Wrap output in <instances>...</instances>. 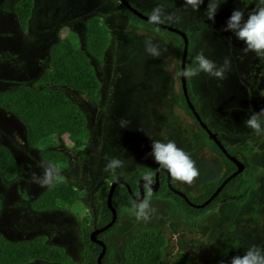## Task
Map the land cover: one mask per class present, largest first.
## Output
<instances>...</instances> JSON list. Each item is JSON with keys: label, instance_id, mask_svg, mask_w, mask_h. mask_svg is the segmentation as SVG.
<instances>
[{"label": "rangeland", "instance_id": "1", "mask_svg": "<svg viewBox=\"0 0 264 264\" xmlns=\"http://www.w3.org/2000/svg\"><path fill=\"white\" fill-rule=\"evenodd\" d=\"M15 1L0 0V55L11 57L7 62L11 72L7 75L12 82L35 79L34 64L38 62L42 69V60L50 47L65 34L76 36L79 47L87 54L84 32L90 17L102 19L105 26L102 35L109 39L100 61L87 54L99 81L97 102L69 86L60 87L84 113L87 141L71 146L67 138L58 136L31 148L26 139L21 141L15 136L12 141L20 145L15 147L20 151L18 157L12 155L16 175L8 180L0 174V235L9 240L43 235L47 244L61 246L79 264L82 253L79 229L90 228L101 207L94 194L111 173L105 170L109 159L121 160L118 169L124 174L141 167L147 173L149 170L143 166L156 163L150 155L152 140H171L188 153L198 169L191 184L174 180L175 185L195 197L204 192L208 182L219 178L225 163L182 105L178 44L173 36L147 23L131 22L127 12L117 8L115 0H32V15L28 26L25 24L27 29L22 30L13 8ZM127 1L147 16L159 7L161 23L188 32L190 64L197 52L218 66L228 59L224 79L200 73L186 81L198 114L221 145H247L240 155L250 186L242 196L235 195L229 200L221 197L223 201L195 218L183 216L184 207H177L162 195L149 201L147 220H137L131 212L121 211L116 226L104 235L111 247V258L120 261L125 245L142 228L154 229L164 236L163 257L157 264H171L178 258L190 264H209L215 256L214 248L224 246L227 253L223 261L228 264L231 257L243 255L250 245L264 248V175H256L258 168L264 169L261 141L264 130L254 132L244 123L251 113L258 112L257 119L264 129V111H260L264 109V63L251 51L243 52V42L224 30L231 11L244 6L240 0H222L213 19L208 20L204 15L208 0H202L195 11L184 5L183 0ZM252 8L253 4L244 8L242 20ZM146 40L161 49L160 56L153 58L145 52ZM14 68L25 69L26 73H17ZM10 85L9 81L0 80V89ZM19 125L24 130L21 122ZM0 143L8 149L11 146L1 135ZM46 150L62 153L67 159L65 168L54 171L42 160L40 154ZM251 164L254 171L248 170ZM46 170L48 182L55 176L75 189L76 200L70 207L59 206L43 212L30 208V200L48 184L40 185L34 179H43Z\"/></svg>", "mask_w": 264, "mask_h": 264}, {"label": "trees", "instance_id": "2", "mask_svg": "<svg viewBox=\"0 0 264 264\" xmlns=\"http://www.w3.org/2000/svg\"><path fill=\"white\" fill-rule=\"evenodd\" d=\"M15 5V6H14ZM13 8L22 30H25V24L30 15L32 0H17ZM127 17L134 23H147L130 11L124 8ZM148 24V23H147ZM151 25V24H150ZM156 29L174 37L178 44L177 70H180V59L182 53L183 41L173 32H169L157 26ZM105 26L102 19L90 17L86 22L84 32V48L86 53L92 56L96 61H100L105 51L109 39L107 35L103 37ZM187 37L189 48V34L184 31ZM79 47V42L74 35L65 34L61 36L49 50V64L36 79L32 86H19L11 90L0 91V109L14 115L22 123L25 130L26 143L31 148H37L43 145V142L58 136H64L70 142V145H82L88 139V128L85 127V116L76 103H74L60 89L61 86H69L79 93L85 94L94 102L99 100V81L96 78L93 66L90 64V58ZM186 53L184 68L190 65ZM180 82V80H179ZM42 85V86H39ZM39 86V87H36ZM185 87L189 101L194 104L195 98L189 89L185 78ZM182 105L190 112L187 107L184 95H181ZM195 105V104H194ZM195 108V107H194ZM191 113V112H190ZM228 156H233L236 160L243 162L240 153L247 147L246 144L238 146H223ZM216 151L225 163L224 171L218 180L212 179L207 183L204 192L194 198H190L192 203H201L205 201L216 189V187L235 170V165L227 158V155L216 147ZM40 158L46 161L54 171H60L66 166V157L58 151L46 150L41 152ZM244 163V162H243ZM245 164V163H244ZM149 171L143 173L142 167L135 170L130 177L121 176V170L115 169L111 172L113 179H124L128 182L131 191H135L136 179L142 174L151 173L156 168V164L143 166ZM254 165H249V171H254ZM17 172L16 162L11 151L0 143V174L4 179H12ZM245 173V170H244ZM256 175H264V169H259ZM132 185H134L132 187ZM250 186V180L245 178L243 173H239L229 178L220 188L218 193L202 208L184 206L183 216L195 218L206 210L213 207L219 201L233 199L235 195L241 196ZM108 183L104 182L95 194V199L100 203V209L96 216L97 226H102L111 218L110 209L106 204V195L108 193ZM157 193H151L150 197L161 194L163 198L177 197L163 187ZM223 200H221L223 197ZM228 196V198H226ZM76 200V191L63 179L53 177L42 191L30 202V208L34 211L53 210L59 206L70 207ZM177 207L179 202L174 200ZM138 203L130 197L127 188L118 184L114 186L111 194V206L115 210L117 217L120 216L122 209L128 208L134 211L133 205ZM1 206V201H0ZM254 214V213H252ZM118 221L114 222L107 231L100 233L99 238L111 230ZM88 227H81L79 238L82 247L80 264H97L96 256L100 247L88 239ZM43 235H35L28 239L9 240L0 235V264H28L33 261H43L47 263L58 262L60 264H75V262L65 253L61 246L47 244ZM165 240L161 233L154 229H137L128 243L123 248L122 259L116 261L111 258V247L106 245L105 252L101 257V264H157L163 257V247ZM215 256L209 260V264H217L218 261L226 257L227 247H215ZM171 264H190L185 259L178 258Z\"/></svg>", "mask_w": 264, "mask_h": 264}, {"label": "clouds", "instance_id": "3", "mask_svg": "<svg viewBox=\"0 0 264 264\" xmlns=\"http://www.w3.org/2000/svg\"><path fill=\"white\" fill-rule=\"evenodd\" d=\"M221 2L222 0H208L204 12L205 17L208 20L213 19L217 6ZM201 3L202 0H183V4L190 7L193 11H195ZM240 3L244 7L233 9L231 11L225 21L224 30L231 31L236 39L243 42V52L247 53L251 51L260 63H264V0H240ZM249 4H253V8L247 12L246 19L242 20L244 8ZM148 19L150 22L156 23L161 21L159 7L152 9L148 15ZM144 47L145 52L153 58L158 57L161 54V49L156 44L152 43L151 40H146L144 42ZM228 68L229 61L227 58H225L223 63L218 66L214 61L208 59L202 52H197L193 57L192 64L184 68L179 75L185 78H192L200 73H206L208 76L222 80L225 78V73ZM195 110L197 111L196 107ZM260 111H264V109H261ZM257 113L258 112L251 113L244 123L254 132L259 133L264 129L261 128V122L257 119ZM202 121L205 123L204 120ZM123 123L124 122L122 121V127ZM261 139V141L264 142V138ZM150 155L156 164L160 168L166 169L170 177L175 181H182L186 184H191L193 179L198 176V169L195 167L194 161L190 158L188 153L181 148H178L171 140H168L167 142L152 140ZM241 163L243 164V162ZM121 164V160L111 158L105 164V170H115L119 168ZM244 170L245 164H243V170L241 173L244 174ZM142 179L146 182L145 186L148 189L147 195L143 200L133 205L134 211L128 208L122 209V211L131 212L137 220H147L148 212L150 210L148 197L151 195V188L149 187L152 183L151 173L144 175ZM215 180H218V178ZM34 182L40 185L48 183V171H45L43 179L35 178ZM80 195L83 196L84 193L81 192ZM218 264H224V261L220 260L218 261ZM228 264H264V248L258 245H250L243 252V255L231 257Z\"/></svg>", "mask_w": 264, "mask_h": 264}, {"label": "flooded vegetation", "instance_id": "4", "mask_svg": "<svg viewBox=\"0 0 264 264\" xmlns=\"http://www.w3.org/2000/svg\"><path fill=\"white\" fill-rule=\"evenodd\" d=\"M116 2H117V8L118 9H124L125 7L124 6H122V5H120L119 4V1L118 0H115ZM130 4V6L131 7H135L133 4H131V3H129ZM136 8V7H135ZM137 9V8H136ZM138 10V9H137ZM31 11V10H30ZM15 12V11H14ZM31 15H32V12L30 13V15H29V18L31 17ZM29 18L27 19V26H28V20H29ZM149 24V23H148ZM150 25V24H149ZM27 26H26V29H27ZM151 26H153V25H151ZM25 29V30H26ZM48 40H51V38H49ZM50 50V49H49ZM48 55H49V51H48ZM48 55H46V59H43L42 60V69H40V67L38 66V62L36 63V64H34V68L36 69V71H33V75H34V77H35V79H23L21 82L22 83H18V86H16V87H19V86H24V85H26V86H32V84H33V82L36 80V79H38L39 78V76H40V74L43 72V70L48 66V63H49V58H48ZM0 58L2 59L3 58V55H0ZM45 61V64H43V62ZM19 71L20 72H24V74L26 73V70L25 69H19ZM27 76V75H26ZM33 77V78H34ZM4 81H6V80H4ZM8 81H10V84L11 85H13L14 86V82H12L10 79H8ZM28 82V83H27ZM11 85L8 87V88H12L11 87ZM39 86H42V85H39ZM39 86H36V87H39ZM15 87V88H16ZM12 89H14V87L12 88ZM5 125V121H3V119H1L0 118V129L3 131V132H5V133H3V132H1L0 133V135L3 137V138H6V140L9 142V145H11V146H8L9 148H10V150L13 148V151L11 150V154L12 155H16V157H18V154L17 153H20V151H18V149L17 148H15V147H17V146H19L20 147V145H18V144H16L14 141H12L14 138L8 133L7 134V132L3 129V126ZM7 138H9V139H7ZM22 147V146H21ZM24 148V147H23ZM154 164H156V163H154ZM121 170V169H120ZM166 170V169H165ZM165 170L163 169V168H160L157 164H156V168L153 170V175H152V177H151V180H152V183H151V185L149 186V187H153L152 185H153V183H154V175H155V173H156V178H157V188H156V190H151V193H157L160 189H162V191H164V189H163V187H164V185H165V188L168 190V191H170L173 195H175L177 198L176 199H174V200H177L178 202H179V205H184V206H190V207H195V208H202V207H198L199 205H201L203 202H201V203H192L191 202V199L193 198V197H195L194 195H192V194H189L188 192H186L185 190H183L182 188H179L178 186H176L175 185V181L170 177V180H169V182L167 181V174H166V172H165ZM156 171H158V172H156ZM111 172V171H110ZM121 172H122V170H121ZM135 172V170L131 173V174H124V173H121V176H123V177H125V178H127V177H130V175H132L133 173ZM113 175V173L111 172L109 175H108V177L106 178V180H107V183H108V185L110 184V182H113V181H115V180H122L123 182H124V184H126V187L128 188L127 189V191H128V193H129V195H130V197L131 198H133L135 201H136V199H138L139 197H140V189H139V182L141 183V190H142V200L145 198V196L147 195V192H148V189L146 188V182L142 179V177L144 176V174H142V175H140L137 179H136V183H135V191H131V189H130V186H129V184H128V182H126L124 179H113V180H111L110 179V177ZM146 175V174H145ZM104 182H102L101 183V185L103 184ZM116 185H118V184H116ZM115 185V186H116ZM121 185H123V184H121ZM134 185H132V187H133ZM109 188V187H108ZM99 189V188H98ZM98 189H97V191H98ZM96 191V192H97ZM204 191V190H203ZM96 192H95V194H96ZM95 194H94V196H95ZM161 196V194H157L155 197H148V199H149V201H151V200H154L155 198H157V197H160ZM191 199H190V198ZM163 198V197H162ZM163 199H166V201H169L170 203H172V204H174V202H176V201H174L173 200V197H167V198H163ZM176 205V204H175ZM177 206V205H176ZM47 211H49V210H47ZM43 212V211H42ZM120 216H118L117 217V215H116V212H115V220H114V222H116V221H118V218H119ZM113 222V223H114ZM106 224V223H105ZM105 224H103V225H105ZM102 225V226H103ZM102 226H97V224H96V217H95V220H94V222L92 223V225H91V227L89 228V231H88V239H89V234L92 232V231H95V230H98L100 227H102ZM116 226V225H115ZM114 226V227H115ZM113 227V228H114ZM112 228V229H113ZM108 229V228H107ZM107 229L106 230H104V231H107ZM111 229V230H112ZM111 230H109L108 232H110ZM79 231H80V229H79ZM103 231V232H104ZM108 232H106V233H104L103 235H102V237L101 238H99V235H100V233H102V232H100V233H98L97 235H96V238L97 239H99V240H101L102 242H104V245H105V248H106V245H110V244H108V242L105 240V234H107ZM164 237V236H163ZM91 242V241H90ZM93 243V242H92ZM95 244V243H94ZM164 248V247H163ZM81 249H82V247H81ZM112 253V252H111ZM80 260H81V258H80ZM53 263V262H52ZM54 263H57V264H60V263H58V262H54ZM80 264V263H79Z\"/></svg>", "mask_w": 264, "mask_h": 264}, {"label": "water", "instance_id": "5", "mask_svg": "<svg viewBox=\"0 0 264 264\" xmlns=\"http://www.w3.org/2000/svg\"><path fill=\"white\" fill-rule=\"evenodd\" d=\"M118 1H119V4L120 5L124 6L128 11H130L137 18H139V19H141V20H143V21H145V22H147V23H149V24H151L153 26H157V27L162 28L164 30H167L169 32H173V33H175L176 35H178L182 39L183 46H182V53H181L180 67H179L180 68L179 73H180L184 69V62H185V58H186L187 44H188V40H187V37L185 36L184 31H182V30H180V29H178L176 27L169 26L167 24H163L161 22H159V23L150 22L147 15L143 14L142 12H140L139 10H137L136 8L131 7L127 0H118ZM179 80H180L182 94L184 95V98H185L187 107L190 110L191 114L193 115V117L195 118V120L198 122V124L200 125L201 129L206 133L208 139H210L213 142V144L217 148L220 149V151H222L223 153H225L227 155V158L235 165V170L230 175H228V177H226L216 187V189L214 190V192L201 205L198 206V207H203L204 205H206L210 201V199L213 196H215L218 193V191L220 190V188L225 184V182L229 178H231V177H233V176L241 173V171L243 170V164L240 161L236 160L233 156H228V154L226 153L224 147L220 144V142H219L216 134L213 133L207 127V125L202 121V119L200 118L198 112L195 110L194 105L189 101L188 96H187L186 87H185V77L179 75ZM156 172H158V171H156ZM165 172H166L167 177H168L167 178V181L169 182L170 175L168 174L167 170H165ZM116 184H123L126 187V184H124V182L122 180H115L113 182H110V184H109L108 193L106 195L105 201H106L107 207L110 209V213H111L110 220L105 225H103L102 227H100L98 230L92 231L89 234V240L100 247V251L98 252V254L96 256V263L97 264H101V257L103 256V254L105 252V245H104V242H102L101 240H99V239L96 238V235L98 233H100V232H103L108 227H110L113 224L114 220H115V210L111 206V194H112L113 188H114V186ZM152 186H153L152 188L150 187L151 190H156V188H157L156 173L154 175V183H153ZM139 189H140V197L138 199H136L137 202H139V201L142 200V195H143L142 194V190H141V183L140 182H139Z\"/></svg>", "mask_w": 264, "mask_h": 264}, {"label": "crops", "instance_id": "6", "mask_svg": "<svg viewBox=\"0 0 264 264\" xmlns=\"http://www.w3.org/2000/svg\"><path fill=\"white\" fill-rule=\"evenodd\" d=\"M32 11V10H31ZM31 13V12H30ZM16 14V13H15ZM10 59L11 57L9 56H4L3 55V58L1 59L0 58V80H6L8 81V79L11 80V77H9L7 75L8 71H10V69L7 67V62H10ZM14 70L18 73H21L19 71V69H16L14 68ZM20 79H23V78H20ZM12 81V80H11ZM10 82V81H9ZM18 83H22L21 81L19 80H16L14 81V86L11 85V87L15 88L16 86H18ZM12 88H4V89H0V91H7V90H11ZM2 110V109H1ZM0 118L3 119V121H5V125L3 126V129L7 132V134L9 133L13 138L15 136H18L21 141L25 140V130L21 129L19 126L20 122L17 120V118L13 117L12 114L6 112L3 110L0 111ZM23 133V134H22ZM40 192V191H39ZM34 199V198H33ZM32 201V199L30 200V202ZM30 202H29V205H30ZM46 211V210H44Z\"/></svg>", "mask_w": 264, "mask_h": 264}]
</instances>
